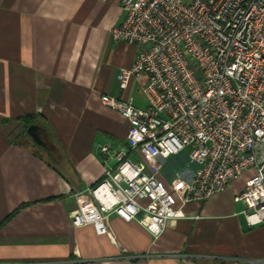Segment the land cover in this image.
I'll return each instance as SVG.
<instances>
[{"label": "crops", "instance_id": "obj_1", "mask_svg": "<svg viewBox=\"0 0 264 264\" xmlns=\"http://www.w3.org/2000/svg\"><path fill=\"white\" fill-rule=\"evenodd\" d=\"M122 18L121 0H0V264H264V223L235 202L245 178L187 204L156 243L117 216L108 235L72 226L73 194L103 177L100 147H126L129 124L101 96L146 107L137 82L116 81L137 53L110 38Z\"/></svg>", "mask_w": 264, "mask_h": 264}, {"label": "built area", "instance_id": "obj_2", "mask_svg": "<svg viewBox=\"0 0 264 264\" xmlns=\"http://www.w3.org/2000/svg\"><path fill=\"white\" fill-rule=\"evenodd\" d=\"M121 9L110 38L137 53L116 81L122 91L137 82L146 107L101 96L129 124L126 147H100L103 177L73 194L72 226L108 235L117 216L156 243L187 204L249 170L235 202L249 226L263 224L264 0H121ZM182 154L187 165L167 179L165 164Z\"/></svg>", "mask_w": 264, "mask_h": 264}, {"label": "trees", "instance_id": "obj_3", "mask_svg": "<svg viewBox=\"0 0 264 264\" xmlns=\"http://www.w3.org/2000/svg\"><path fill=\"white\" fill-rule=\"evenodd\" d=\"M34 119L35 118L33 116H22L17 120L23 126L24 133L27 131L30 125H33L32 123H34ZM185 155L186 154H182L176 157H171V159L168 161L170 162L169 165L172 174H174L176 170L182 169L183 167L185 168V166L188 163L187 156ZM16 214L17 212L11 214L10 217L6 220V222L9 221L11 218H13Z\"/></svg>", "mask_w": 264, "mask_h": 264}, {"label": "rangeland", "instance_id": "obj_4", "mask_svg": "<svg viewBox=\"0 0 264 264\" xmlns=\"http://www.w3.org/2000/svg\"><path fill=\"white\" fill-rule=\"evenodd\" d=\"M185 2L187 3H190L192 0H184ZM170 162L166 163L165 166H164V175L167 179H171L172 177H174V174H172V171L170 170V165H169ZM254 175V170H249L248 172L244 173L240 178H245V180L243 179V189L242 191L245 190V187H246V183L245 181L250 179L252 176ZM241 191V192H242Z\"/></svg>", "mask_w": 264, "mask_h": 264}, {"label": "water", "instance_id": "obj_5", "mask_svg": "<svg viewBox=\"0 0 264 264\" xmlns=\"http://www.w3.org/2000/svg\"><path fill=\"white\" fill-rule=\"evenodd\" d=\"M37 131H38V130H37L36 126L32 125V126H30V127L28 128L27 133H28L29 137L35 139L36 141L41 142V139H40V137L38 136V132H37Z\"/></svg>", "mask_w": 264, "mask_h": 264}]
</instances>
